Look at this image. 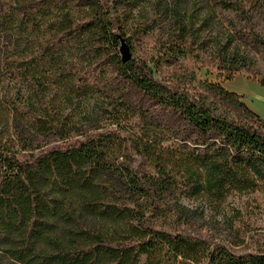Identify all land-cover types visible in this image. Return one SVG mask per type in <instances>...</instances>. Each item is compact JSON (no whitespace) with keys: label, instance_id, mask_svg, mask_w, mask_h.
<instances>
[{"label":"trees","instance_id":"obj_1","mask_svg":"<svg viewBox=\"0 0 264 264\" xmlns=\"http://www.w3.org/2000/svg\"><path fill=\"white\" fill-rule=\"evenodd\" d=\"M259 54L264 0H0V264H264L158 226L179 198L264 193V120L198 74L207 57L232 81ZM97 93L116 127L72 135Z\"/></svg>","mask_w":264,"mask_h":264},{"label":"rangeland","instance_id":"obj_2","mask_svg":"<svg viewBox=\"0 0 264 264\" xmlns=\"http://www.w3.org/2000/svg\"><path fill=\"white\" fill-rule=\"evenodd\" d=\"M219 13L225 15V18L229 15V12L219 11ZM137 16L136 23L138 24L154 18L155 11L148 8V11ZM237 25L240 28L241 24L237 22ZM155 36L157 33L147 38L139 36L140 40L136 41L132 58L148 60L154 52ZM256 60L257 66L254 73L243 71L237 74L232 81H226L207 57L204 60V67L198 74L202 80L220 83L227 90L239 94L243 101L264 120V86L260 84L264 80V55L259 54ZM184 66H187L188 71H197L196 68L199 65H195L192 61H185ZM171 74L173 70H170L168 76ZM253 78L258 82L252 80ZM110 103H112L110 98H107L105 94L97 93L94 97L79 104L72 113L67 111V114H71L70 122L74 127L72 135L92 132L100 126L101 128L116 127L111 119L112 112L115 110ZM91 114L98 116V119L89 118ZM143 127L142 120L135 117L130 124H126V128L130 131H122V135L130 139L129 134L136 132L140 134ZM46 139L54 140L50 137ZM134 165L144 171L149 169L146 161L140 156H137ZM176 202L179 204L175 208L177 213L172 215L173 212H170V209H174ZM158 226L168 232H182L203 238L214 245L224 244L237 254L264 253V193L232 192L223 202L213 201L206 196L179 198L167 207V212L159 221ZM3 262L10 261L3 259Z\"/></svg>","mask_w":264,"mask_h":264},{"label":"water","instance_id":"obj_3","mask_svg":"<svg viewBox=\"0 0 264 264\" xmlns=\"http://www.w3.org/2000/svg\"><path fill=\"white\" fill-rule=\"evenodd\" d=\"M121 56H122L124 62H129L132 59L131 54H130V50L126 45H123V47L121 49Z\"/></svg>","mask_w":264,"mask_h":264}]
</instances>
